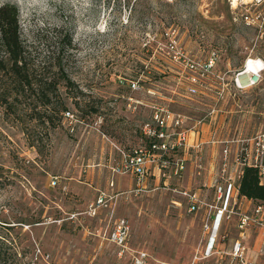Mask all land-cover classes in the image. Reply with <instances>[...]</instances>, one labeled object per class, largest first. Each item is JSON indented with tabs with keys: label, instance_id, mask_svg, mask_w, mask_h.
<instances>
[{
	"label": "rangeland",
	"instance_id": "1",
	"mask_svg": "<svg viewBox=\"0 0 264 264\" xmlns=\"http://www.w3.org/2000/svg\"><path fill=\"white\" fill-rule=\"evenodd\" d=\"M256 1H245L246 8L264 11V1ZM4 4L18 10L33 78L59 79L57 91L46 93L75 116L74 131L58 113L49 123L53 106L40 102L39 87L22 90L0 69V93L7 98L0 103V264H133L137 251L153 263L191 264L201 215L189 213L184 198L153 175L137 194L129 192L135 177L115 167L119 148L142 143L140 127L153 104L190 117L191 126L216 102L212 73L198 95L186 92L187 71L166 49L173 40L166 32L174 31L188 58L204 61L216 50L214 73L229 82L247 54L264 56V36L240 19L245 7L235 9L230 0H0ZM132 81L140 89H131ZM130 96L140 103L129 107ZM225 97L219 136L264 127V82L243 92L231 86ZM101 192L114 195L111 207L93 215L90 206ZM116 218L131 225L122 253L106 238Z\"/></svg>",
	"mask_w": 264,
	"mask_h": 264
},
{
	"label": "built area",
	"instance_id": "2",
	"mask_svg": "<svg viewBox=\"0 0 264 264\" xmlns=\"http://www.w3.org/2000/svg\"><path fill=\"white\" fill-rule=\"evenodd\" d=\"M230 2L235 9L239 6L245 7L240 19L247 25L256 26L260 31L258 36L262 38L264 11L252 13L246 8V2L239 0L236 6H233L231 0ZM173 34L174 31L166 32L173 40L171 39L165 47L173 53L177 62L183 61L188 80L186 92L198 95L204 86L205 77L212 73V76L216 77V102L207 114L196 119L191 126L187 125L190 117L170 110L167 105L153 104L149 120L144 121L140 127L144 136L142 143L129 150L120 151L122 162L117 164L115 172L134 175L137 185L129 192L137 194L153 175L150 167L153 165L158 168L161 187L184 198L189 213L201 215L202 238L191 264H198L213 257L216 258L217 264H264V203L254 201L240 192V180L245 167L257 169L259 182L264 185V127L251 135L225 138L218 135L220 128L217 124V119L222 113L220 103L225 101L231 86L243 92L264 82V56L255 52L247 54L229 82L224 74L214 73L215 61L219 55L216 50L204 61L188 58L179 47L180 44L174 40ZM131 89H140L139 81H132ZM127 99L129 107L140 103L132 96ZM74 116L70 110L65 112L64 118L68 121L71 131H74ZM206 127H209L207 138L204 137ZM209 144L219 146L220 149L212 198L199 187L176 184L177 180H182L187 169V154L191 153L193 156L194 175L201 177L205 173L206 146ZM52 179V184L56 185L58 179ZM160 185H156L155 189L160 188ZM113 196L101 192L96 204L92 203L90 206L93 215L97 213L98 208L111 207L109 200L114 198ZM112 228L107 230L106 238L122 253L129 245L130 222L125 218H116ZM231 230L236 233L233 238L230 237ZM252 234H256L255 241L250 240ZM132 261L133 264H177L160 261L153 263L145 251H137Z\"/></svg>",
	"mask_w": 264,
	"mask_h": 264
},
{
	"label": "trees",
	"instance_id": "3",
	"mask_svg": "<svg viewBox=\"0 0 264 264\" xmlns=\"http://www.w3.org/2000/svg\"><path fill=\"white\" fill-rule=\"evenodd\" d=\"M63 46L70 42H63ZM0 45L3 48L6 58L0 60V69L8 72L12 83L17 87L24 89H34V86L39 87V99L43 105L49 106L52 104L46 91H57L60 80L57 81L52 78L40 77L35 80L33 78V68L26 60V46L21 38L19 23H18V10L16 6L4 4L0 7ZM56 65L61 70V62ZM64 81L69 80L67 75H63ZM7 100L5 94L0 93V103ZM9 101V100H8ZM6 102V101H5ZM53 110L49 114L47 121L51 124L54 123V113L62 115L64 118L65 112L68 111L66 104L62 103L60 107L56 104L53 105ZM61 118V116H60ZM140 134H142L140 132ZM144 136L142 135V138ZM241 194L254 199L257 202L264 203V185L260 184L257 169L253 167H245L244 174L240 180Z\"/></svg>",
	"mask_w": 264,
	"mask_h": 264
},
{
	"label": "crops",
	"instance_id": "4",
	"mask_svg": "<svg viewBox=\"0 0 264 264\" xmlns=\"http://www.w3.org/2000/svg\"><path fill=\"white\" fill-rule=\"evenodd\" d=\"M205 134L204 137L207 138L208 137V129L209 127L205 128ZM131 147H129V149H131ZM128 149V150H129ZM219 146L216 145H208L206 146V151H207V170L205 171V173L201 176H195L193 169H194V163H193V156L190 154H187L188 157V166L186 171L184 172V177L182 178V180H177L176 184L180 185V186H188V187H196V188H200L202 192L206 193L209 197L212 198L213 195V181L217 175L218 172V160H219ZM119 150H125L122 148H119ZM120 163L122 162V156L120 155ZM118 163V164H120ZM151 169L153 170V175L155 176L154 178V182L157 184H160V176H159V171L158 168L154 167L153 165L150 166ZM123 175V174H121ZM132 175V174H131ZM134 176V175H133ZM135 177V176H134ZM115 183V182H114ZM135 185H137L136 182V178H135ZM204 184L206 186H204Z\"/></svg>",
	"mask_w": 264,
	"mask_h": 264
},
{
	"label": "bare ground",
	"instance_id": "5",
	"mask_svg": "<svg viewBox=\"0 0 264 264\" xmlns=\"http://www.w3.org/2000/svg\"><path fill=\"white\" fill-rule=\"evenodd\" d=\"M233 3V6H236V4L238 3L239 0H231ZM243 2H247L248 0H242Z\"/></svg>",
	"mask_w": 264,
	"mask_h": 264
}]
</instances>
